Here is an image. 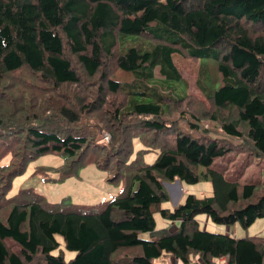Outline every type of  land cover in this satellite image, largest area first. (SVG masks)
Listing matches in <instances>:
<instances>
[{"label":"trees","instance_id":"1","mask_svg":"<svg viewBox=\"0 0 264 264\" xmlns=\"http://www.w3.org/2000/svg\"><path fill=\"white\" fill-rule=\"evenodd\" d=\"M174 55L199 63L203 100ZM241 154L244 167L264 161V0H0V264H264V237L198 219L247 229L264 217V184L216 165ZM44 155L63 160L36 170L58 175L46 181L95 165L122 188L93 206L32 188L8 197ZM177 179L210 181L212 195H186L158 229V188Z\"/></svg>","mask_w":264,"mask_h":264},{"label":"rangeland","instance_id":"2","mask_svg":"<svg viewBox=\"0 0 264 264\" xmlns=\"http://www.w3.org/2000/svg\"><path fill=\"white\" fill-rule=\"evenodd\" d=\"M174 64L179 71L183 80L186 81L188 90L187 94L195 95L199 97L200 100H203V96L200 93L199 89L196 88V79L197 74L199 73V63L187 58H184L180 55L173 56ZM211 75L214 73L211 70ZM157 78H160L156 74ZM24 81L22 80V85ZM30 84H39L38 82H31ZM22 87V86H21ZM218 87V86H217ZM73 90V89H72ZM74 91V90H73ZM185 93V94H186ZM66 94H71V92H66ZM196 109V108H195ZM180 126L183 131L189 132V127L185 123L180 122ZM207 128L212 129L210 133L212 136L224 137V134L216 127L209 124L205 125ZM79 130V129H76ZM80 131H78L79 133ZM216 133V134H215ZM111 138L108 132L103 134L102 140L107 143V136ZM233 143L239 142V139L235 137L230 138ZM153 154V153H152ZM155 155V154H153ZM246 155H238L234 161H228V159L223 160L219 159L216 162V165H228L227 178L229 179H238L239 182L246 183H263L264 184V161L256 162V164L251 165L250 167H244V159ZM155 157L152 158L153 161ZM63 162L62 158L56 155H44L36 159L35 162H31L26 169L24 175L17 177L12 182V188L7 194L8 197H11L19 189L22 188H32L37 194L41 195L46 201L51 203H66L73 205H84V206H93L97 205L100 202L110 200L115 197L122 188V181L120 180L117 183L109 181L110 174L103 172L96 168L95 165H89L85 168H82L79 171L78 176L71 177L66 179L63 182H56L47 180V178L56 179L58 175L51 171L46 174V171H40L36 173V170L41 167H53L57 168ZM224 162V163H223ZM7 163V158L0 161V166ZM161 189L158 188V191L161 192V196L165 198L162 201L161 213L156 217L157 228L162 229L165 226H162L167 221L161 219L162 214L166 211H172V207L176 206L178 203L181 205L188 194H192L196 197H204L212 195V185L210 181H197L194 184H188L182 180L175 181L169 186V184L162 185ZM164 188V190H162ZM178 206V205H177ZM203 216H199L198 219L201 220ZM207 226L206 230L215 233L226 234L227 229L229 228V233L232 237L241 238V237H250V236H261L264 237V217L258 218L250 227L247 229L242 228L239 224L234 226L227 227L225 225H216L211 221H207L205 224ZM201 226L204 228V220H201ZM142 238L148 239L147 234L141 235ZM57 239L60 242L59 250L62 251L65 261H69L75 256L74 252L67 251L64 249L63 242L58 236ZM9 246H12L14 250L17 251L13 242L7 240ZM55 251L54 253H58ZM170 257L164 256L159 259H156L155 262L158 264H173L172 261H169ZM177 264H180L177 262Z\"/></svg>","mask_w":264,"mask_h":264},{"label":"crops","instance_id":"3","mask_svg":"<svg viewBox=\"0 0 264 264\" xmlns=\"http://www.w3.org/2000/svg\"><path fill=\"white\" fill-rule=\"evenodd\" d=\"M173 183H174V182H173ZM173 183H171V184H173ZM171 184H169V186H170ZM177 205H179V203H178ZM177 205L174 206V207H177ZM161 219H162V218H161ZM163 220H164V219H163ZM201 220H202V221L204 220V228H207V226H209V224H207L206 227H205V224H206V222L208 221V219H207L206 217H202ZM201 220H199V221L201 222ZM165 221H167V220H165ZM167 224H168V223H165V224H163L162 226H165V227H166ZM226 234H230V233H229V228L227 229ZM169 261H172L173 264H177L176 262H174V260H172V258H169Z\"/></svg>","mask_w":264,"mask_h":264},{"label":"built area","instance_id":"4","mask_svg":"<svg viewBox=\"0 0 264 264\" xmlns=\"http://www.w3.org/2000/svg\"><path fill=\"white\" fill-rule=\"evenodd\" d=\"M109 140V135L107 136V141ZM209 264H229L228 261L223 258V259H220L219 261L217 262H213V263H209Z\"/></svg>","mask_w":264,"mask_h":264}]
</instances>
